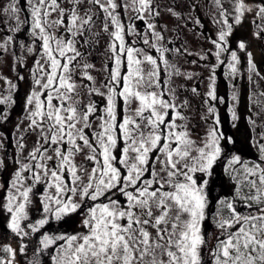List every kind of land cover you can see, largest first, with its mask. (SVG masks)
I'll list each match as a JSON object with an SVG mask.
<instances>
[{
    "label": "snow or ice",
    "instance_id": "1",
    "mask_svg": "<svg viewBox=\"0 0 264 264\" xmlns=\"http://www.w3.org/2000/svg\"><path fill=\"white\" fill-rule=\"evenodd\" d=\"M212 3L218 15L213 23L222 27L211 40L216 51L199 59L211 54L217 60L207 92L216 101L215 69L225 63L222 53L230 55L228 75L238 73L237 51L228 47L234 25L249 13H255L254 24L264 20V0H228L231 10L225 0ZM18 4L9 0L2 11L15 20L12 33L27 25L30 42L18 46L33 57V88L17 125V147L27 155L15 160L7 193L11 232L23 240L30 235L26 228L40 233L51 221L67 224L80 217L76 231L41 233L36 251L51 264H264V134L256 142L257 160L235 154L227 160L230 195L217 197L215 212L209 213L215 167L224 151L220 142L233 141L219 130L214 106L207 109L212 124L202 140L194 138L184 114L189 101L180 99L174 77H193L170 57L193 55L180 41L187 25L167 39L157 0H24L23 22ZM167 12L183 19L171 7ZM194 23L203 27L199 18ZM254 35L264 40V28ZM104 36L105 62L98 69L94 57ZM16 46L15 37L7 35L0 52ZM247 47L238 42L249 72H256ZM24 59L18 58L21 64ZM100 72L105 76L98 81L93 73ZM191 91L197 94L196 88ZM232 100L239 97L234 93ZM9 102L10 97L0 98V104ZM229 111L238 120L235 108ZM28 135L35 137L30 147L24 142ZM38 185L41 218L22 226ZM25 248L21 244L18 251ZM2 251L11 259L0 257V264H13L17 249Z\"/></svg>",
    "mask_w": 264,
    "mask_h": 264
},
{
    "label": "rangeland",
    "instance_id": "2",
    "mask_svg": "<svg viewBox=\"0 0 264 264\" xmlns=\"http://www.w3.org/2000/svg\"><path fill=\"white\" fill-rule=\"evenodd\" d=\"M249 4H258L260 0H246ZM161 8L160 23L167 25L168 31L166 38L171 40L175 37L178 26L187 25L180 33V41H186L185 47L193 53L188 56H176L173 54L170 61L179 67L181 72L192 74V79L188 80L184 77H174V83L178 86L180 99H187L189 107L184 109V114L188 117L190 127L194 132V138L202 140L208 128L212 124V117L207 109L209 106L216 108L220 118L219 130L225 137H231L232 143H226L221 140V146L224 149L220 161L215 167L214 183L211 184L209 213L215 212V200L217 197L230 195L232 182L228 174L225 172L227 160L231 155H239L243 160L254 161L259 158L258 147L256 142L261 140V134H264V40L258 39L254 33L264 28V20L256 19L255 13L246 14L245 19L240 25H234L233 33L229 37L228 47L237 51L240 59L238 65V73L235 78L228 75L227 63L230 60L228 53H222L221 59L225 61L223 65H219L215 69V88L216 95L219 98L216 101L209 100L207 92L210 87V76L213 75L211 66L217 64L214 55H209L206 60H200L199 55L205 52L214 53L211 40L215 39L218 31L222 27L221 24L213 23L218 18L217 9L212 0H157ZM195 3L198 7L192 8ZM9 0H0V42L7 35H13L17 41L15 49L9 47L7 52H0V98L10 97V102L0 104V113L6 118H0V257L11 259L8 253H2L3 246H12L17 249V254L13 264H32L34 259L39 258L41 264H51V260L47 255L40 256L36 251L39 245L41 233L58 234L63 232H73L80 228V217H74L67 224L51 221L40 233H31L21 240L7 227L9 214L6 211L7 193L11 188V179L17 167L15 160L24 159L27 155V149L24 153H20L17 147V140L20 133L17 131V125L26 115L25 103L27 95L33 88V78L30 69L33 64V57L24 53L18 46L20 41L30 42L27 25L21 24L20 32L12 33L11 28L15 26V20L11 17V13L4 14L2 9L8 7ZM225 6L231 10L232 5L225 0ZM18 7L22 10L19 12L20 21L23 22L27 17V11L23 10L24 0H19ZM171 7L180 13L183 19H176L168 14L167 9ZM131 15V13H129ZM199 18L203 27L194 23ZM140 30H143V24L137 22ZM260 25V28L257 27ZM136 39V37H130ZM244 41L248 47L247 51L252 53L253 61L256 64V72H249L247 56L244 51L238 50V42ZM179 43V42H178ZM107 44V37L101 39L100 51L95 54L94 62L99 69L104 61V49ZM138 46L143 47L142 44ZM171 46V45H170ZM15 52V54H13ZM24 57V63L21 64L19 57ZM196 63H190V61ZM97 75L98 81L103 79L105 73H93ZM22 77V78H20ZM11 85L15 87H10ZM235 85V87H234ZM196 88L197 94L191 89ZM239 97L238 102L232 100L233 94ZM99 99V98H96ZM235 108L238 120L235 122L231 118L230 109ZM255 121L254 124L250 123ZM27 121L21 125L26 126ZM35 137L28 135L25 138V144L31 146ZM43 186L38 185L34 192L33 204L29 207V221L22 222V226L29 222L34 223L41 218V208L39 205L40 193ZM243 210V209H242ZM225 215L227 213L225 212ZM211 225V220L207 222ZM215 229L214 225H211ZM218 231V230H217ZM26 245L25 251H18L19 246ZM4 252V251H3Z\"/></svg>",
    "mask_w": 264,
    "mask_h": 264
},
{
    "label": "flooded vegetation",
    "instance_id": "3",
    "mask_svg": "<svg viewBox=\"0 0 264 264\" xmlns=\"http://www.w3.org/2000/svg\"><path fill=\"white\" fill-rule=\"evenodd\" d=\"M2 253H5V252L2 251ZM2 257H5V256H2ZM7 259H8V258H7Z\"/></svg>",
    "mask_w": 264,
    "mask_h": 264
}]
</instances>
